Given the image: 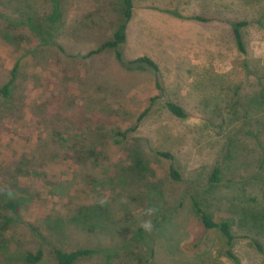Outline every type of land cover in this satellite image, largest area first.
I'll return each mask as SVG.
<instances>
[{
  "label": "rangeland",
  "instance_id": "obj_1",
  "mask_svg": "<svg viewBox=\"0 0 264 264\" xmlns=\"http://www.w3.org/2000/svg\"><path fill=\"white\" fill-rule=\"evenodd\" d=\"M132 3L117 62L79 54L111 37L120 0H0V88L18 63L0 94V200L22 203L0 264L37 249L54 264V247L99 250L76 264H236L193 198L229 220L239 264H264V0Z\"/></svg>",
  "mask_w": 264,
  "mask_h": 264
},
{
  "label": "trees",
  "instance_id": "obj_2",
  "mask_svg": "<svg viewBox=\"0 0 264 264\" xmlns=\"http://www.w3.org/2000/svg\"><path fill=\"white\" fill-rule=\"evenodd\" d=\"M121 2V20L116 25L111 37L103 42H101L96 48L89 51L87 54H79L82 57H89L94 54H98L107 50H113L114 56L117 62L122 61V54L119 50V46L122 45L126 41V29L127 24L132 17V0H120ZM180 17V15L175 14ZM196 19H199L196 17ZM245 25L243 21H237L231 24L233 38L236 45V48L239 52L245 53V46L242 38L241 27ZM35 32L39 35L44 36V32L42 30H36ZM134 62L138 63H146L147 65L151 66L153 69H157L156 64L154 61L149 59L146 56L139 57L134 60ZM18 63L15 62L14 67L11 70V74L13 75L10 82H7L2 88H0V94L3 98H8L10 95V90L12 88L14 74L16 73ZM167 110L178 118H185L187 116L186 110L180 106L178 103L173 101H167L165 103ZM146 110L140 113L136 119L138 122L141 117L144 115ZM131 129H126L125 131L117 132L118 135L125 137L126 132ZM89 150H93L91 144L88 147ZM159 155L166 159H172L173 156L169 152H159ZM26 163L25 161L22 163ZM169 174L173 180H180L181 176L176 168L170 164L169 166ZM208 181L210 183H218L221 181L220 176V168L214 167L211 170L210 175L208 176ZM11 190L5 189L4 193H6V197L0 200V234L5 233L11 225H13L19 218V213L21 210L22 203L18 197H15L11 194ZM192 204L194 207L195 214L197 218L200 220L202 225L206 230L208 229H216L224 239L225 244V254L226 256L231 259L234 263L239 264V259L236 254L232 251V245L235 239V236L231 230V225L229 220H215L211 213H209L197 200L194 198L192 199ZM257 244V243H256ZM258 248L260 245L257 244ZM99 250L96 248H76L72 250H64L60 247H54L53 255H54V264H76V262L83 258L90 256ZM43 252L41 249H37L35 252L26 251L22 254V259L26 264H36L42 260Z\"/></svg>",
  "mask_w": 264,
  "mask_h": 264
},
{
  "label": "clouds",
  "instance_id": "obj_3",
  "mask_svg": "<svg viewBox=\"0 0 264 264\" xmlns=\"http://www.w3.org/2000/svg\"><path fill=\"white\" fill-rule=\"evenodd\" d=\"M152 211H153L152 209H149L148 214L150 215L152 213ZM141 227L144 228L146 231H150L152 228V223L150 220L143 221L141 223Z\"/></svg>",
  "mask_w": 264,
  "mask_h": 264
},
{
  "label": "crops",
  "instance_id": "obj_4",
  "mask_svg": "<svg viewBox=\"0 0 264 264\" xmlns=\"http://www.w3.org/2000/svg\"><path fill=\"white\" fill-rule=\"evenodd\" d=\"M202 3H204V2H202ZM132 13H133V6H132ZM173 14H182V13H180V12H173ZM127 31H128V24H127V29H126V40H127V38H128V34H127Z\"/></svg>",
  "mask_w": 264,
  "mask_h": 264
}]
</instances>
